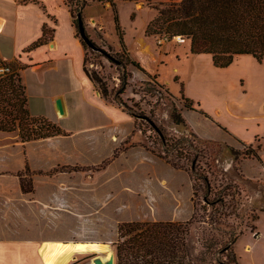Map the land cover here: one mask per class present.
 Segmentation results:
<instances>
[{
	"label": "crops",
	"instance_id": "crops-1",
	"mask_svg": "<svg viewBox=\"0 0 264 264\" xmlns=\"http://www.w3.org/2000/svg\"><path fill=\"white\" fill-rule=\"evenodd\" d=\"M45 25L51 31L49 41L27 50L43 36ZM137 38L142 54L137 56L150 59L144 53L155 45L144 34ZM173 55V79L164 82L173 83L174 92L182 89L190 100V108L182 112L187 128L199 139L221 145L224 153L232 147L254 148L236 164L245 178L264 182V61L242 54L219 68L208 53L183 47ZM85 58L66 0H0V61L20 67L30 116L60 129L57 135L29 141L17 132L2 131L0 264H43L39 248L47 240L25 236L34 232L25 227L33 226L28 219L40 204L47 213L56 210L58 220L75 225L83 219L89 228L97 224L98 214L113 223L115 218L183 222L194 213L190 173L142 143L129 145L106 163L140 132L132 113L101 96L85 72ZM123 174L125 179L119 178ZM23 178L32 183L30 192L23 191ZM177 178L188 179L189 192L183 193L184 184Z\"/></svg>",
	"mask_w": 264,
	"mask_h": 264
},
{
	"label": "rangeland",
	"instance_id": "rangeland-1",
	"mask_svg": "<svg viewBox=\"0 0 264 264\" xmlns=\"http://www.w3.org/2000/svg\"><path fill=\"white\" fill-rule=\"evenodd\" d=\"M85 1L86 4L80 8L84 27L89 38L101 50H94L86 44L84 68L99 76L107 86L110 92L107 100L109 103L118 105L115 98L119 95L135 117L137 132L141 134L135 140L128 139V145L140 142L154 154L168 157L189 172L192 158L200 152L195 174L190 172L195 184L194 213L189 219L190 239L196 247L193 264H235L232 256L234 251L238 264H264V212L259 218V212L264 211V182L245 178L236 164L240 155L249 157L254 153V148L249 145L239 150L232 147L224 153L225 149L221 145L199 139L191 130L176 124L173 119L174 115H182L185 96L182 89L179 93L174 92L173 83L168 85L164 81L173 79V54L183 47L191 48V39L185 36L186 40L182 43L175 38L167 41L164 33L149 35L146 29L159 15V9L172 8L173 1L180 0H115L124 46L116 31L111 2ZM71 6L76 20L78 5L73 2ZM138 34H144L155 45L152 52L144 53L150 59L137 56L142 55L138 52ZM130 47L136 51L133 52ZM124 74L128 85L121 93ZM174 80L178 78L175 77ZM13 114H17L16 111ZM32 124L25 122L23 125H28L25 128H36L41 125V120L36 119ZM158 130L166 138V146L163 145ZM12 132L19 134V126ZM2 136L3 132H0V138ZM122 148H126V145L123 144ZM120 151L121 149L118 154ZM112 159L113 157L108 160ZM232 159L235 160L234 163ZM92 168L96 169L95 166ZM110 173H114V170ZM119 178L125 179V174ZM23 181L25 187H30L29 178H23ZM117 181L119 183L120 180ZM176 181L184 184L183 193L189 192L188 179L177 178ZM43 211L41 204L39 208H34L32 219H28L33 226L25 227L28 230L32 227L34 232L25 236L41 241L59 238L65 242L97 241L105 244L99 251L57 254L54 260L64 261L65 264H94L93 258L99 256L107 260L109 254L113 253L115 264H118V228L123 222L116 218L113 223L105 222L98 214L97 224L89 228L83 226V219L74 225L71 220H58L56 210H52L54 214ZM127 212L132 213L129 209ZM243 229L244 233L238 238L232 251L233 246L229 248L231 236ZM46 230L51 232L46 233ZM254 233L259 236L256 237ZM39 253L43 261L41 252Z\"/></svg>",
	"mask_w": 264,
	"mask_h": 264
},
{
	"label": "trees",
	"instance_id": "trees-1",
	"mask_svg": "<svg viewBox=\"0 0 264 264\" xmlns=\"http://www.w3.org/2000/svg\"><path fill=\"white\" fill-rule=\"evenodd\" d=\"M111 2L114 11V22L120 43L124 46L123 33L121 30L119 15L116 10L115 0H99ZM76 3L79 13L80 8L86 4L85 0H66L74 17V9L71 4ZM82 14V13H81ZM74 23L84 46L86 43L79 35L78 16ZM43 36L31 44L27 50H32L49 41L51 31L44 26ZM147 34L164 33V38L171 41L176 36L191 39V53H208L212 55L216 67L226 68L230 66L237 56L250 54L258 61H264V0H180L173 1V7L159 9V15L152 20L147 29ZM186 36V37H185ZM138 66L137 63L134 62ZM9 67L8 73L0 75V131L12 132L19 126V135L23 141L36 140L57 135L60 129L53 123L41 120L36 128H25L27 122L33 125L35 118L31 117L27 109V97L25 87L20 76V67L6 64ZM85 69V68H84ZM86 74L93 81L101 96L108 100L110 92L102 79L89 73ZM128 85L127 78L122 75L121 93ZM184 96V95H183ZM118 105L129 112V109L121 100L119 95L115 98ZM185 109L190 108V100L185 97ZM16 111L17 114H13ZM174 122L187 127L185 119L181 114L174 115ZM18 121V123H17ZM31 121V122H28ZM159 131V130H158ZM166 146L165 137L158 132ZM129 145H126L128 147ZM145 146V145H144ZM121 150L126 148H120ZM166 152V149H165ZM192 158L190 172L195 174L197 156ZM118 155L115 152L113 158ZM175 168L185 169L184 166L170 160L168 157L159 154ZM110 160L106 161L109 163ZM189 169V168H188ZM54 172V171H52ZM189 172V171H188ZM189 172V173H190ZM192 176V175H191ZM24 192L32 190L24 186ZM194 196L195 184L193 180ZM264 212V211H263ZM258 218V217H257ZM191 220L183 222L160 221V222H123L119 225V244L117 246L119 261L118 264H193L196 247L190 239ZM248 227V226H247ZM250 228V227H248ZM247 229V228H245ZM239 230L231 236L229 248L234 245L238 238L244 233ZM250 229H253L251 227ZM61 241L62 240H47ZM72 242V241H66ZM73 242H97V241H73ZM235 264L238 258L235 251L232 254Z\"/></svg>",
	"mask_w": 264,
	"mask_h": 264
},
{
	"label": "bare ground",
	"instance_id": "bare-ground-1",
	"mask_svg": "<svg viewBox=\"0 0 264 264\" xmlns=\"http://www.w3.org/2000/svg\"><path fill=\"white\" fill-rule=\"evenodd\" d=\"M104 246L105 244L101 242L45 241L41 244L39 251L41 252L43 258V264H65L64 261L54 260V256L57 254L64 255L72 253H84L94 250L99 251L103 249ZM110 255L111 254H109V257Z\"/></svg>",
	"mask_w": 264,
	"mask_h": 264
},
{
	"label": "water",
	"instance_id": "water-1",
	"mask_svg": "<svg viewBox=\"0 0 264 264\" xmlns=\"http://www.w3.org/2000/svg\"><path fill=\"white\" fill-rule=\"evenodd\" d=\"M78 20H79V31H80V36L84 40V42L91 47L94 50H101L87 35L86 29L84 27L83 19H82V14H78ZM57 108L59 112L62 114L64 113L63 105L60 99L57 100L56 102ZM93 263L94 264H115V257L114 254L112 253L110 257L107 260H103L101 257L97 256L93 258Z\"/></svg>",
	"mask_w": 264,
	"mask_h": 264
},
{
	"label": "built area",
	"instance_id": "built-area-1",
	"mask_svg": "<svg viewBox=\"0 0 264 264\" xmlns=\"http://www.w3.org/2000/svg\"><path fill=\"white\" fill-rule=\"evenodd\" d=\"M175 39L179 43H182L185 41V39L182 38L181 36H176ZM8 71H9V67L5 63L0 61V75H4V74L8 73Z\"/></svg>",
	"mask_w": 264,
	"mask_h": 264
},
{
	"label": "flooded vegetation",
	"instance_id": "flooded-vegetation-1",
	"mask_svg": "<svg viewBox=\"0 0 264 264\" xmlns=\"http://www.w3.org/2000/svg\"><path fill=\"white\" fill-rule=\"evenodd\" d=\"M227 157V156H226ZM227 159H229V157H227Z\"/></svg>",
	"mask_w": 264,
	"mask_h": 264
}]
</instances>
